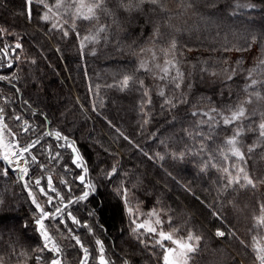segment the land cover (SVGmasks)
I'll list each match as a JSON object with an SVG mask.
<instances>
[{"label":"trees","instance_id":"trees-1","mask_svg":"<svg viewBox=\"0 0 264 264\" xmlns=\"http://www.w3.org/2000/svg\"><path fill=\"white\" fill-rule=\"evenodd\" d=\"M106 7L113 14L100 12L98 23L77 22L78 38L71 31L68 37L49 31L51 25L40 19L38 4L32 5L29 20L25 0H0V28L8 33L0 37V49L17 41L23 46L15 53L10 48L8 58L0 53V76L11 80H0V106L9 116L20 114L39 126L38 131L58 130L75 142L88 168L86 179L96 186L87 201L72 209L93 226L94 235L79 230L91 257L97 255L95 239H100L112 264H162L161 249L145 248L131 234L119 192L127 189L134 206L144 212L162 209L171 216L173 225L180 228L178 235L186 236L191 229L202 236L188 264H258L251 245L253 237L264 244V227H253L264 204V183L256 189L225 191L226 180L219 169L241 163L230 155L225 161L220 152L227 151L224 141L240 127L238 146L245 153L244 166L254 179H264V138L259 136V124L264 122V65L247 62L243 56L256 45L264 57V0H160V6L145 2L131 12L121 7V0H106ZM101 25L106 30L100 33L99 43L85 42L82 55L81 39ZM157 28L161 38L153 36ZM172 39L183 82L177 89L166 81V95L161 97L151 74L139 70L138 53L154 41L162 60L171 58L160 49ZM220 50L240 55L228 64L230 73L224 76L216 70L224 59ZM9 59L12 67H7ZM125 75L135 78L128 89L107 87L118 85ZM253 79L257 84L249 87ZM145 90L151 104L145 103ZM257 92L262 113L225 126L218 113L228 114ZM4 98L10 103L5 104ZM165 99L175 106L165 104ZM7 123L18 131V122L7 119ZM249 147H253L251 153ZM56 150L63 153V160L55 168L54 182L67 198L69 194L58 183L67 164L72 169L66 177L72 194L79 195L84 186L74 181L81 170L71 164V149ZM113 167L116 172L109 176ZM4 168L0 161V171ZM29 175L41 173L33 166ZM33 191L46 207V198L34 187ZM92 210L95 215L89 216ZM214 210L222 211V220L212 215ZM35 215V205L17 175L12 171L0 175V256L5 264H35L33 250L42 244ZM164 227L168 229L167 224ZM217 229L225 231V236L216 237ZM50 230L56 234L54 228ZM230 231L236 237L228 235ZM56 235L64 247L65 264H79V249ZM21 252L32 258L25 262ZM43 255L51 257L48 252ZM89 264H96L95 259L90 258Z\"/></svg>","mask_w":264,"mask_h":264},{"label":"snow or ice","instance_id":"snow-or-ice-1","mask_svg":"<svg viewBox=\"0 0 264 264\" xmlns=\"http://www.w3.org/2000/svg\"><path fill=\"white\" fill-rule=\"evenodd\" d=\"M148 2L152 5L160 6V0H121V7L126 11L139 10L141 6ZM38 4L42 8L40 13V19L44 23L51 25L49 31H59L64 37H68L70 31L75 33L77 37H80V33L77 32V22L86 21L89 23L99 22V13L103 12L108 15H112L106 7V0H91L86 3L85 0H25L26 11L28 19L32 17V5ZM162 8V6H161ZM163 10V9H162ZM67 25V27H65ZM106 26L101 25L96 32L83 36L80 41L81 54L88 43H99L100 33L105 32ZM7 33V29L0 28V37ZM153 36L161 38L159 28L155 30ZM255 42V37H253ZM22 44L18 41L14 46L5 44L0 49V53L5 58H8L11 52L15 53L16 49H22ZM250 48L251 45L249 44ZM176 41L172 39L168 44V47L161 48L160 51L166 58L163 62V66L159 63L155 64V68L159 69L160 75L158 79L161 81H168L179 89L183 82L184 74L180 71L177 61L175 60ZM227 50V49H226ZM237 51H245L247 48H238ZM151 52L152 59H157L156 53L151 49H140V52ZM93 55L95 52L92 53ZM19 59L18 56L14 57ZM260 65H264V59L260 60ZM7 67H12V60L9 59ZM139 70L144 72H152V67L145 60H141L139 64ZM255 69L250 70L251 72ZM174 72V74H173ZM215 73H213L214 75ZM0 80H8L11 83L9 77L0 76ZM133 75H125L118 85H107V87H119L120 90H125L130 87L134 82ZM141 88H144L143 80L139 81ZM257 84L255 79L251 80L249 87ZM99 88V85H97ZM19 92V89H16ZM146 97L145 103L151 104V97L149 92L145 90L143 92ZM159 96L165 97L166 93L164 88H161ZM259 99L260 94L254 93ZM5 99V104L10 101ZM250 97L241 102L238 106L228 110V114L218 113L222 117V122L225 126L236 124L246 118V103H251ZM27 103V101H25ZM165 104H172V101L165 99ZM174 107L175 105L172 104ZM216 112V109H212ZM198 113L194 112L193 115ZM33 115L35 113L33 112ZM208 115V113H204ZM7 119L14 120L17 123L16 127L18 131L13 129L7 123ZM209 119H214L209 116ZM49 121L45 117V124ZM147 123V121H145ZM37 125H34L29 120L25 119L20 114H13L11 116L6 112L4 106H0V161L6 163L9 167L0 171V175L7 176L9 171L17 173V179L23 183L24 188L28 191V195L31 198L32 203L35 205L36 215L34 222L37 226L36 231L42 241L41 246L35 248L33 251L37 253L34 256L35 264H65L64 259V247L59 243L56 234H59L64 239L71 242V246L78 248L82 253L79 260V264H89L90 258L95 259L96 264H112V261L105 255L104 244L100 239H95L97 255L91 257L89 248L85 245L80 235V229L86 230L87 234L94 235L93 226L87 220H81L73 214V206L87 201L89 196L95 193L96 186L91 180L86 179L88 168L83 157L80 155L75 142L70 140L68 136L62 134L60 131H53L51 129H45L44 131H38ZM243 129L238 127L234 134L227 138L224 143L228 146L227 151L220 149V152L225 161H228L229 155L234 157L236 161L241 162L239 165L232 163L231 165L224 166L220 171L224 174L226 184L224 190L232 189L233 192H238L242 189H256L258 183H264V179H254L247 171V161L245 159V153L241 151L239 145V137L242 135ZM259 136L264 138V122L259 124ZM55 140L56 143L53 146L50 140ZM127 139V137H125ZM56 149H71L72 158L71 164L78 169H81V174L74 177V181H77L80 185L84 186V190L79 195H73L72 183L66 177L72 172L67 164H63L64 175L60 177L58 183L63 186V189L69 194L67 198L63 194L57 184L54 182L55 168L59 166L63 160V153ZM203 150V148H202ZM253 147L248 148V152L251 153ZM44 157L47 161L41 159ZM35 166L41 175L39 177L30 176V170ZM215 167V165H213ZM116 172L113 167L112 172L108 175H112ZM46 180V184L42 181ZM33 187L38 193L46 198V207L38 202L37 192L33 191ZM125 203L126 212L128 214L131 227L132 236L145 248L158 247L162 252V264H188L192 258L190 254L196 253L199 249V244L202 236L195 233L191 229H188L186 236L178 235L180 228L176 227L172 223V217L169 216L162 209H151L146 214L142 213L138 206H134L129 199V192L127 189L119 190ZM229 204L233 201L229 200ZM89 216H94L95 211L92 210L88 213ZM212 215L218 220L223 219L222 211L214 210ZM254 228L264 227V204L261 205V215L254 218ZM49 222V223H46ZM165 224L168 225V229H165ZM74 226V227H73ZM55 230V233L50 230ZM225 231L217 229L215 232L216 237H224ZM228 235L236 237L235 232H229ZM147 238V239H145ZM167 242V243H166ZM240 244L245 245L243 240H240ZM248 247V245H245ZM252 252L255 254V260L258 264H264V244L257 242V238L253 237V244L251 245ZM48 252L51 254L50 258H46L43 253ZM20 256L25 258V262L29 257L28 253L21 252ZM0 264H5L4 258L0 256ZM124 264H128L125 261Z\"/></svg>","mask_w":264,"mask_h":264},{"label":"rangeland","instance_id":"rangeland-1","mask_svg":"<svg viewBox=\"0 0 264 264\" xmlns=\"http://www.w3.org/2000/svg\"><path fill=\"white\" fill-rule=\"evenodd\" d=\"M85 2L88 3V2H91V0H85ZM149 48H151L156 53L157 59L153 61L152 53L145 51L143 53L141 52L138 53V61L145 60L149 64V66L152 67L153 69V71L149 73L151 74L152 78L155 80L157 88L159 90L161 88L166 89L167 87L166 81H161L158 79V75H160L161 73H159V69L155 68V64L157 63L163 66L164 60H162L161 55L159 54L158 50L155 48L154 41L149 43L147 47H145L144 49H149ZM218 54L220 56H223L224 59L219 63L218 67L216 68L217 74L219 76H224L225 74L230 73V69L227 67L228 64L235 62L240 57V55L237 53H227L221 50L218 51ZM243 56H245L247 62H251L252 64H258L262 58L264 59V57L258 54L256 45H253V48L249 52L244 53ZM251 100H252L251 103H246L244 105L246 108L247 118L253 117V116H256L257 114L259 115L262 113V104H261L260 99H258L255 95H253L251 97ZM5 165L7 168L9 167L6 163ZM13 173L17 175V173L15 172ZM140 211L145 214L147 213V212H144L142 209H140Z\"/></svg>","mask_w":264,"mask_h":264},{"label":"flooded vegetation","instance_id":"flooded-vegetation-1","mask_svg":"<svg viewBox=\"0 0 264 264\" xmlns=\"http://www.w3.org/2000/svg\"><path fill=\"white\" fill-rule=\"evenodd\" d=\"M79 170H81V169H79Z\"/></svg>","mask_w":264,"mask_h":264}]
</instances>
